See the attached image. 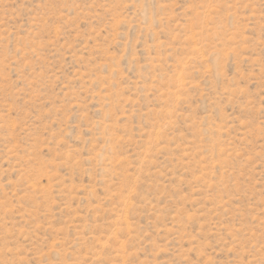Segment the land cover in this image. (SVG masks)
I'll use <instances>...</instances> for the list:
<instances>
[{
    "label": "rangeland",
    "instance_id": "1",
    "mask_svg": "<svg viewBox=\"0 0 264 264\" xmlns=\"http://www.w3.org/2000/svg\"><path fill=\"white\" fill-rule=\"evenodd\" d=\"M0 264H264V0H0Z\"/></svg>",
    "mask_w": 264,
    "mask_h": 264
}]
</instances>
